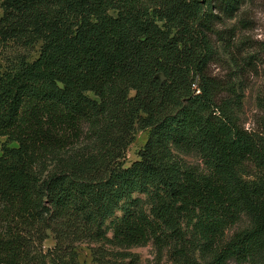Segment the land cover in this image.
<instances>
[{"label": "trees", "instance_id": "obj_1", "mask_svg": "<svg viewBox=\"0 0 264 264\" xmlns=\"http://www.w3.org/2000/svg\"><path fill=\"white\" fill-rule=\"evenodd\" d=\"M1 1L0 264L150 242L172 264H264V96L248 131L241 84L209 74L245 0Z\"/></svg>", "mask_w": 264, "mask_h": 264}, {"label": "rangeland", "instance_id": "obj_2", "mask_svg": "<svg viewBox=\"0 0 264 264\" xmlns=\"http://www.w3.org/2000/svg\"><path fill=\"white\" fill-rule=\"evenodd\" d=\"M1 4L0 0V18L3 15ZM224 25L220 28L234 29L235 38L232 45L219 51L218 58L209 65V74L218 79L233 80L241 84L243 102L238 115L246 130H258L263 118L258 98L264 96V0H245L236 16L227 20ZM37 51L38 48H35L22 53L34 58ZM10 55L5 57H13ZM4 64L5 61H0V65ZM147 139L148 131H136L134 142L129 147L123 162L125 167L139 160V152L145 146ZM4 142L5 139L0 138V151ZM180 157L188 165L203 169V164L196 154L181 153ZM135 197L144 199V196L135 195ZM249 224V219L243 215L238 223L226 232L227 238L247 228ZM43 246L44 250L55 246L51 234ZM76 248L77 264H172L166 250L159 253L152 242L129 250L98 243H81L77 244ZM124 254L131 257L124 258Z\"/></svg>", "mask_w": 264, "mask_h": 264}, {"label": "water", "instance_id": "obj_3", "mask_svg": "<svg viewBox=\"0 0 264 264\" xmlns=\"http://www.w3.org/2000/svg\"><path fill=\"white\" fill-rule=\"evenodd\" d=\"M160 78H161L162 80H164V76H163V75H161Z\"/></svg>", "mask_w": 264, "mask_h": 264}]
</instances>
